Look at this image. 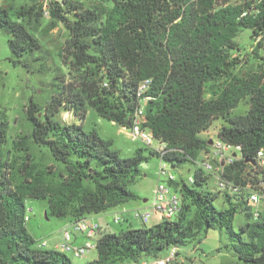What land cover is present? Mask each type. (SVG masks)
<instances>
[{
	"label": "trees",
	"instance_id": "trees-1",
	"mask_svg": "<svg viewBox=\"0 0 264 264\" xmlns=\"http://www.w3.org/2000/svg\"><path fill=\"white\" fill-rule=\"evenodd\" d=\"M47 8L50 22L43 33L57 23L68 31L59 54L67 72L54 76L45 105L29 100L25 117L31 130L26 138L45 146L59 168L40 167L25 137L12 142L13 151L28 152L22 160L11 150L6 153V129L0 122V264H77L64 252L35 245L26 227L27 198L46 200L47 214L76 222L137 197L130 186L148 159L142 153L146 148L120 157L111 139L101 138L96 129L85 131L81 121L90 108L129 127L138 104L137 86L147 78L151 85L145 95L150 98L143 127L164 145L163 160L172 169L194 166L193 182L181 174L169 182L180 196L173 219L148 228L103 232L96 240V258L84 264L139 263L213 227L225 230L238 264H264V213L254 220L247 195L226 191L228 207L217 209L208 189L213 173L197 165L212 140L201 133L221 118L217 140L240 147V158L224 165L223 177L242 186L258 181L261 170L250 161L264 149V57L258 54L264 43L253 47L252 55L260 60L257 67L240 73L235 38L247 29L255 42L264 23V0L256 6L250 0H96L91 7L50 0ZM43 12L34 0L15 10L12 20L9 9L0 7V30L10 35L14 63L40 49L29 26H38ZM243 101L248 110L232 115ZM63 112L76 121H64ZM148 151L157 156L154 149ZM237 212L244 215L238 232L233 229Z\"/></svg>",
	"mask_w": 264,
	"mask_h": 264
},
{
	"label": "rangeland",
	"instance_id": "rangeland-1",
	"mask_svg": "<svg viewBox=\"0 0 264 264\" xmlns=\"http://www.w3.org/2000/svg\"><path fill=\"white\" fill-rule=\"evenodd\" d=\"M50 0H39L44 10L43 17L40 19L38 26L31 24L30 31L40 43V49L34 51L33 55L21 58V63H14L11 51L8 46L10 35L5 30H0V122H4L6 129V142L3 144L4 151L11 150L12 154L22 157L28 152H15L12 149V142H17L20 138L28 140L31 148L29 153L33 155V159L39 163L40 167H53V170L59 168V163L54 161L47 152L45 146H35L26 138L31 130V123L25 117L26 106L29 100L45 105L52 95L53 78L56 75L67 72V69L62 64V58L59 57L60 52L65 48L69 35L68 31L61 23H57L54 28L50 29L47 34L43 33L50 22V16L47 12V5ZM60 1V0H57ZM80 1L85 7H91L96 0H74ZM240 0H229V3L234 4ZM34 3V0H0V7L8 8L10 18L15 20L14 11L21 6H29ZM238 43L239 52V69L238 71L246 72L255 69L260 63L252 52L254 50V41L251 38V31L244 29L238 33L235 38ZM66 57V52L63 53ZM260 57H264V44L258 51ZM65 80L71 77L63 75ZM247 101L241 102L235 109L232 110V115H242L248 110ZM62 119L66 122L76 121L74 116L69 112L62 113ZM85 131L96 129L98 134L103 139H111L113 150L118 151L120 157L133 156L136 149L146 148L142 152L147 156V160L140 164V173L136 181L130 186V190L136 194L134 200L129 201L126 206L130 209H137L140 213L150 211L151 216L146 223H143L137 218H133L131 224L128 221L122 220L124 216L121 212V205L113 207L104 213H100L98 221L107 233H118L121 230L130 228L151 227L157 223L155 214L152 208L153 190L158 183L159 158L149 153V148L138 140H132L126 132L114 122L99 116L93 109H88L85 118L81 121ZM224 124L221 118L213 120L209 129L201 133L203 138H212L213 142L217 141L216 131ZM237 157L240 156L239 151H235ZM198 160H208L213 164L214 171L219 169V162L213 155V148L210 147L208 152H201ZM170 170L175 174L176 178L181 174L185 179L192 176L194 166L184 164L181 168ZM208 189L215 196L214 205L217 209H225L228 204L225 201V194L217 188V180L215 174L210 177ZM146 202L144 203V200ZM147 206L146 208H142ZM26 215L28 220L26 227L29 234L35 239V245L45 242L46 246L43 249H53L49 239L52 236H57L61 227L66 223L67 218L54 217L47 214L46 200L27 198L25 200ZM264 213V205L260 203L257 208ZM253 211V209H252ZM119 217L121 220L117 223L114 218ZM244 224V215L241 212L235 214L233 221V229L238 232L239 227ZM176 260L172 264H238L239 261L229 247V238L224 229L213 227L206 231H201L194 240L185 245L178 246ZM170 252V248L160 251L156 257H142L139 263L125 264H152L158 259H165ZM66 255L77 264H84L96 257V250L91 249L85 257L74 258L71 252Z\"/></svg>",
	"mask_w": 264,
	"mask_h": 264
},
{
	"label": "built area",
	"instance_id": "built-area-1",
	"mask_svg": "<svg viewBox=\"0 0 264 264\" xmlns=\"http://www.w3.org/2000/svg\"><path fill=\"white\" fill-rule=\"evenodd\" d=\"M253 5L260 4L263 0H250ZM247 11L242 13V16H246ZM262 41L264 43V23L260 31V35L256 38L254 43ZM105 86L107 84H104ZM151 85V79L147 78L139 82L136 90V97L138 104L134 110L131 124L129 127L122 126L121 128L132 140H138L146 146L154 149L157 152L159 158V170H158V183L153 193L152 208L156 216L161 220L173 219L180 210V196L179 193L174 191L170 187L169 182L176 180L175 174L170 170L168 164L163 160L165 154V147L163 144L158 142L151 130L144 128L143 124L146 122L145 119V104L150 98L146 96V91ZM211 147L213 148V155L219 162V169L214 171L213 164L208 160H199L197 165L199 168L206 172H212L215 174L217 180V188L221 191H226L230 194H246L247 202L251 207V214L254 220L259 217L260 211L257 209L260 203L264 201V149L257 151L254 158L255 164L261 170L258 175V181L255 183L248 182L246 186L235 184L232 181L225 179L222 175L224 165L231 164L234 160H237L235 151H240L239 146H233L226 144L222 141L212 142ZM189 182H193V177H189ZM253 209V211H252ZM135 218L141 220L143 223L148 221L151 216L150 212L140 213L136 211L134 213ZM28 220V216L25 217ZM114 222H119V218H115ZM73 230L81 232L86 237V241L81 246H74L70 243L71 231L66 230L63 232V242L60 245L63 251L72 252L75 258L84 257L91 249L96 248V235L100 230V226L97 222L88 221L87 219H80L73 223ZM40 247L46 246L45 242L39 244ZM177 249L176 247L170 248L169 255L165 259H158L152 264H172L176 260Z\"/></svg>",
	"mask_w": 264,
	"mask_h": 264
},
{
	"label": "crops",
	"instance_id": "crops-1",
	"mask_svg": "<svg viewBox=\"0 0 264 264\" xmlns=\"http://www.w3.org/2000/svg\"><path fill=\"white\" fill-rule=\"evenodd\" d=\"M155 190V189H154ZM154 190H153V193H154ZM146 202V199L144 200V203ZM128 203V202H127ZM127 203H124V204H122L121 205V212L123 213V214H125L124 216H122L121 217V219L122 220H125V221H128V223L129 224H131V222L133 221V219H132V217L133 218H135V216H134V213L136 212V211H138L137 209H139V208H136V209H130V207H127L126 206V204ZM147 206H143L142 208H146ZM132 212H133V215H132V217H131V215L130 214H132ZM146 212H150L149 210H146ZM99 215L100 214H92V215H89V216H87L86 217V219L88 220V221H94V222H97L98 224H99V226H100V230H99V232L97 233V235H96V240H97V238L100 236V234H102L104 231H103V228H104V226H103V224L100 222V221H98V219H99ZM155 216V218L158 220L157 221V223H159L160 221H161V219L158 217V216H156V215H154ZM115 218H119V217H115ZM114 218V219H115ZM120 218H119V221L121 220ZM73 223H74V221L72 220V219H69V218H67V220H66V223L63 225V227H61L60 228V230H59V232H58V235L57 236H52L50 239H49V241H50V243L52 244V246H53V249L54 250H59V251H61V252H64L65 254L67 253V252H65V251H63L62 250V248L60 247V245L62 244V242H63V236H62V234H63V232L64 231H66V230H69V231H71V241H70V243L72 244V245H74V246H81V245H83V243L86 241V237L84 236V234H82L81 232H77V231H74L73 230V227H72V225H73ZM156 223V224H157ZM107 233V232H106ZM40 243H38V245H39ZM72 253V252H71ZM88 254V253H87ZM86 254V255H87ZM73 255V254H72ZM85 255V256H86ZM84 256V257H85ZM74 257V256H73ZM75 258V257H74ZM96 258V257H95ZM93 260V259H92Z\"/></svg>",
	"mask_w": 264,
	"mask_h": 264
},
{
	"label": "water",
	"instance_id": "water-1",
	"mask_svg": "<svg viewBox=\"0 0 264 264\" xmlns=\"http://www.w3.org/2000/svg\"><path fill=\"white\" fill-rule=\"evenodd\" d=\"M210 144H212V140H210ZM246 161H248V160H246ZM253 165L255 164V161L254 160H251L250 161Z\"/></svg>",
	"mask_w": 264,
	"mask_h": 264
}]
</instances>
